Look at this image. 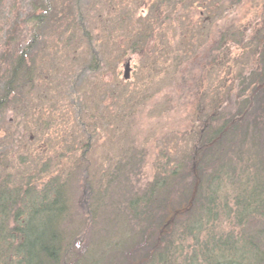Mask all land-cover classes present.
<instances>
[{"label":"trees","instance_id":"trees-1","mask_svg":"<svg viewBox=\"0 0 264 264\" xmlns=\"http://www.w3.org/2000/svg\"><path fill=\"white\" fill-rule=\"evenodd\" d=\"M104 1L64 0V18L72 27L69 36L77 33L87 44L83 64L70 75L63 76L60 82L65 86L64 93L70 94L82 78L102 71L107 65L106 55L101 57L102 53L93 46L92 30L86 24L89 11ZM107 2L111 3L110 0ZM133 2L145 3L150 9L146 17H138L140 22L131 21L132 30L127 33L131 40L127 45L137 47L126 55L132 57L155 33L162 41L166 39L168 29L175 32V28L182 27L183 35H178L174 47H168L181 50L180 59L185 60L188 54L196 56L208 38L210 45L197 59L200 75L212 71L224 57L225 61L229 60L225 76L231 79L230 83L220 80L210 103L200 99L194 103V116L188 117L194 132L181 161L170 169L171 159L166 156L163 164L160 162L156 166L152 183L145 191L131 195L124 205L109 202V206L114 205L110 207L116 214L128 212L135 224L142 225L137 234L123 233L119 246L114 248L120 247L121 251L128 246L124 252L129 257V264H264V10L260 22L259 13L255 12V16L248 17L246 25L225 21L222 29L214 30L218 27L217 14L220 18L226 17L239 0ZM261 2L264 4V0ZM250 5L253 10H259V0H251ZM193 7L202 12V16L198 14V20H193L194 25L191 19H184ZM54 13L52 0H27L20 10L12 3L0 0V19L11 17L12 21H19L22 18V22L32 26L26 44L22 43L25 38L20 31L14 30L7 41L2 42L6 47L0 52V140L3 133L12 139L11 144L0 142V264H100L98 256L77 248L83 236L73 235L65 229L64 223L72 208L69 180L84 166L82 178L93 193L94 188L100 186L98 176H111L112 172V180L107 181L104 190L106 197L113 191L111 185L117 180L116 174L121 177L125 173L123 162L119 166L110 162L106 169L102 166L101 175L95 169L86 170L91 166L88 154L94 146L92 140L98 123L92 111L87 113L86 110L87 114L81 115L80 108L75 116L76 124L83 129V141L75 145V140H69L64 153H54L57 159L53 172H46L52 159H47L46 168L42 166L31 173L19 168V165H25L24 158L18 156L13 160L8 154L18 140L9 130L3 132L2 125L7 121L5 115L12 111L14 116L21 117L19 127L20 122L25 124L35 112L32 95L39 74L34 49L39 32L57 17ZM128 18L116 16L112 24L121 29ZM113 29H116L114 25ZM54 30L58 34L59 27ZM106 37L107 44H112L114 37L110 34ZM191 46L194 53H188ZM169 48L160 47L162 57L159 62L161 68L177 74L183 60L176 54L170 57ZM236 49L247 54L248 71L233 73L231 70L230 54ZM225 54L229 56L225 57ZM146 58L145 66L149 72L158 68L156 54ZM169 59L172 60L168 62ZM235 62L233 60V64ZM199 82L197 80L198 94ZM75 149L77 153H73ZM69 157L74 162L68 159L64 164L62 160ZM75 162L76 167L73 166ZM108 167H115V170L110 171ZM180 185L183 186L179 189ZM175 190L181 198L178 204L170 198Z\"/></svg>","mask_w":264,"mask_h":264},{"label":"rangeland","instance_id":"rangeland-1","mask_svg":"<svg viewBox=\"0 0 264 264\" xmlns=\"http://www.w3.org/2000/svg\"><path fill=\"white\" fill-rule=\"evenodd\" d=\"M26 1L6 0V3H12L20 10ZM133 1L110 0L109 4L105 0V3L96 5L89 11L86 24L92 30L93 46L100 54L102 53L101 57L104 58L106 55L107 65L102 71L82 78L70 94H67L63 92L65 86L60 82L63 76L70 75L83 64V60L85 61L87 57V44L86 40L80 38L77 33H74L73 37L69 36L72 27L64 18V0H52L54 15L57 14V17L47 22L45 29L39 32L38 44L34 49L39 74L32 95L34 100L32 106L35 112L32 118H27V124L26 121L25 124L20 122L18 127L21 117H16L12 111H8L5 115L7 121L2 125L3 132L9 130L10 134L14 135V139L18 140L8 154L13 160H17L18 156L25 159V165H19V168H25L34 173L42 166L45 167L47 159H52V163L51 161L50 164L48 163L50 168H45L46 172L50 170L53 172L54 161L56 162L57 159L54 153H64L69 140H75V145L83 141V129L76 124L75 115L79 113L78 108H80L81 115L86 113V110L87 113L92 111L95 115L98 130L95 135L93 134L94 146L88 154L91 166H87L86 170L95 169L101 175L103 168L110 162H112L111 165L116 164L117 166L123 162L125 173L121 177L116 174L117 180L112 181L111 185L113 191L111 190L110 195L105 197L103 196L105 195L104 190L107 188V181L112 180V172L111 176L108 174L98 176L100 186L95 187L94 192L90 193L82 178L84 177L82 173L84 166L78 170L74 169L78 173L72 174L69 180V189L72 194L71 214L64 224L66 231H71L73 235L83 236L77 248H81L82 252L85 249L92 255L98 256L100 264H129V257L125 256L124 252L128 246L123 247L121 251L120 247H114L119 246L120 236L123 233L137 234V230L142 226L135 224L128 212L124 215L120 212L116 214L115 209L110 207L114 205L109 206V202L113 201L118 206L124 205L131 195L145 191L152 183L156 166L164 162L166 156L171 159L170 169L181 161L183 153L190 147L189 138L192 139L194 132L191 119L188 118L189 115L194 116L192 107L199 99L204 103H210L220 80H227L226 82L230 83L231 79L225 76L226 70L229 69L226 68L229 60L225 61L224 57L212 71L200 75V70L196 65L198 64L197 59L202 57L201 52H204V49L210 45L208 38L204 45L199 47L196 56L188 54L185 60L180 59L183 52L178 49L176 51L173 47L178 35H183L182 27L175 28V32L173 29H168L166 39L162 41L155 33L154 37H149L132 57L126 55L125 53L131 54L137 47L131 48L130 46L129 48L127 45L131 40L130 35L127 34L132 30L131 21L137 20L138 22L139 16L146 17L150 9V7H145V3L138 5ZM250 1L239 0L234 9L232 6L230 12L227 10L228 14L224 18H220L217 14L219 28L216 27L214 30L222 29L226 22L246 25L248 17L255 16L253 14L255 12L259 13L260 22L264 4L259 0L258 12L252 9ZM186 13L187 16L184 19H191L194 25L193 20L199 19V11L193 7ZM105 16H108L106 24L103 21ZM116 16L124 19L128 16L130 19L122 23L121 29H117V25L112 24ZM2 19H0V52L6 47L2 42L7 41L8 36L14 33V30L20 31L25 38L22 43L28 42L32 30L29 23L22 22V18L19 21H12L11 17L6 19L2 17ZM151 21L153 22L154 18ZM113 25L116 29H113ZM55 27H59L58 34H55L57 32L54 30ZM107 34L114 37L112 44H107ZM163 46L166 49L169 48L168 46H173L169 48L170 57L176 54L178 59L183 60L177 74L170 69L161 68L159 61L162 56L159 49ZM188 51V53H194L193 47L191 46ZM233 51L230 54L233 73L248 71L250 64H248L247 54L241 53L239 49ZM153 54L158 57L156 60L158 68H152L149 72V68L145 66L147 65L145 59L147 55L153 56ZM224 56L227 57L229 54ZM114 57L118 59L115 60ZM171 60L169 59L168 62ZM233 60L236 61L234 64ZM127 62H129L128 77L124 78V65ZM197 80L200 81L201 86L197 90L199 94L196 92ZM231 95H234L233 92ZM13 117L14 121H12ZM2 137L0 142L11 144V136L3 133ZM76 149L73 153L78 152ZM71 157L64 158L62 162L66 164L68 159L74 162ZM109 169L112 171L115 167ZM181 186L183 185H180L179 189ZM179 194H181L180 190ZM170 198L171 202L178 204L181 199L178 190H175ZM142 224H144L143 227L147 226L146 222ZM129 228L134 230L130 231Z\"/></svg>","mask_w":264,"mask_h":264},{"label":"water","instance_id":"water-1","mask_svg":"<svg viewBox=\"0 0 264 264\" xmlns=\"http://www.w3.org/2000/svg\"><path fill=\"white\" fill-rule=\"evenodd\" d=\"M128 70H129V64H127L126 67H125L124 78L128 77Z\"/></svg>","mask_w":264,"mask_h":264},{"label":"flooded vegetation","instance_id":"flooded-vegetation-1","mask_svg":"<svg viewBox=\"0 0 264 264\" xmlns=\"http://www.w3.org/2000/svg\"><path fill=\"white\" fill-rule=\"evenodd\" d=\"M199 15L202 16V12H201V11L199 12ZM127 64H129V62H127V63L124 65V68L126 67Z\"/></svg>","mask_w":264,"mask_h":264}]
</instances>
